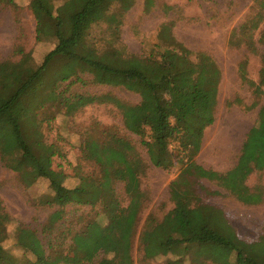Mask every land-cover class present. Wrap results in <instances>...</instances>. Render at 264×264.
I'll use <instances>...</instances> for the list:
<instances>
[{
  "label": "trees",
  "instance_id": "16d2710c",
  "mask_svg": "<svg viewBox=\"0 0 264 264\" xmlns=\"http://www.w3.org/2000/svg\"><path fill=\"white\" fill-rule=\"evenodd\" d=\"M113 4H117L122 13L132 6L133 0H33L30 6L36 19V38L51 34L57 40L55 48L35 68L26 66L29 54L18 63H0V144H5V148L13 147L2 151L5 164L19 173L27 186L38 178L46 179L53 193L45 201L47 204L63 208L71 204L94 206L99 203L107 219L104 226L92 221L72 234L70 250L74 258L71 260L62 252L47 254L33 231L19 228L17 247L34 256L33 261L25 260L23 264H133L131 242L145 201L139 182L143 164L129 141L115 135L109 140H87L85 159L98 167L99 174L78 176L79 184L68 189L63 186L66 175L50 168L55 152L52 146L42 142L38 123L35 136L24 130L27 122L24 115L30 117L34 109L58 99L61 96L57 93L58 84L70 79L62 67L55 81L49 83L44 99L35 101L47 67L56 58L63 63L75 61L90 71L98 69L104 74L106 84L139 96L140 101L135 105L115 99L113 102L121 111L125 130L140 137L153 166L166 170L174 165L169 149L172 142L178 143L186 158L184 163L179 159L184 167L170 184L173 209L154 226L149 221L140 234L143 257L152 259L171 253L194 262L197 254L206 253L207 258L217 247L233 252L234 264H264V238L253 243L240 240L222 210L203 204L197 195L198 189L191 187L205 179L215 182L241 203L252 205L264 201L260 185L253 189L246 185L251 174L264 172V104L245 135L232 169L218 173L196 165L192 159L201 148L204 130L215 120L221 81L219 68L205 52L195 54L177 42L168 25L162 26L158 34L166 46L154 49L147 56H121L116 49L100 53L87 46V30L104 19ZM261 59L258 84L249 82L256 96L264 91V54ZM105 100L111 101L110 96L105 95L104 99L102 96H75L71 102L68 99L62 102L65 112L70 113ZM13 151H17V155L11 161ZM117 182L123 183L128 199L126 206H122L116 196L114 184ZM8 221V215L1 212L0 264H20L21 259L2 247ZM126 224L128 233L124 234L121 226ZM99 251L105 257L95 261ZM180 261L174 262L179 264Z\"/></svg>",
  "mask_w": 264,
  "mask_h": 264
},
{
  "label": "rangeland",
  "instance_id": "374dc122",
  "mask_svg": "<svg viewBox=\"0 0 264 264\" xmlns=\"http://www.w3.org/2000/svg\"><path fill=\"white\" fill-rule=\"evenodd\" d=\"M32 1L0 0V63H18L29 54L26 66L35 68L55 48L57 40L51 34L45 33L39 40L36 38ZM263 3L264 0H133L132 6L122 13L118 5L113 4L104 19L89 27L85 43L100 53L116 49L121 56H147L154 49L166 46L158 34L162 26L168 25L177 42L195 54L205 52L209 55L221 72L218 102L215 120L204 130L201 148L192 161L204 169L225 173L235 166L245 135L256 122L259 107L264 104V91L256 96L254 86L249 83L258 84L262 66ZM62 67L70 79L58 84L57 93L61 96L31 111L30 117L21 112L18 115L27 118L24 130L28 135H36L38 123L42 142L52 146L55 152L50 168L66 175L63 186L76 187L81 175L98 176V167L85 159L87 140H109L112 135L123 138L131 143L143 164L139 182L145 201L131 242L133 264H177L176 260H181L179 264H234V253L217 247L207 258L206 253L197 254L194 262L171 253L152 259L143 257L140 234L149 221L154 226L173 209L170 184L180 175L186 158H183L178 143L172 142L169 145L174 159L172 167L164 170L150 163L140 137L125 130L121 111L113 102L118 100L135 105L140 101L139 96L122 87L106 84L104 74L98 69L90 71L75 61L63 63L54 59L39 87L40 96L37 93L34 97L36 102L44 99L49 83L55 81ZM105 95L110 96L111 101H96L70 113L65 112L62 102V99L71 102L75 96H102L104 99ZM12 149L0 144V213L9 217L2 247L21 259L20 264L25 260L33 261L34 256L18 248L16 243L17 230L25 228L36 234L47 254L62 252L68 255V260L73 259L72 234L92 221L106 225L101 204H71L63 208L47 204L45 201L53 193L46 179L38 178L27 186L20 174L5 164L2 151ZM16 155L17 151H13L9 159L13 161ZM263 177L264 172L253 174L248 178V185L259 186ZM197 183L191 187L198 189L200 201L222 210L240 240L253 243L264 238V204L241 203L215 182L201 179ZM114 189L121 205L126 206L128 199L123 183H115ZM121 227L127 234L128 225ZM104 257L99 251L95 261Z\"/></svg>",
  "mask_w": 264,
  "mask_h": 264
},
{
  "label": "crops",
  "instance_id": "0c3cea01",
  "mask_svg": "<svg viewBox=\"0 0 264 264\" xmlns=\"http://www.w3.org/2000/svg\"><path fill=\"white\" fill-rule=\"evenodd\" d=\"M253 174H255V173H253ZM253 174H251L250 176H252ZM250 176H249L248 178H250ZM246 185H247L250 189H253V188H254V185H253V186H252V185H248V179H247V181H246ZM260 186H261V188L264 190V177H263V181L261 182ZM263 198H264V193H263ZM262 204H264V201H261V202L259 203V205H262ZM252 205H256V204H252Z\"/></svg>",
  "mask_w": 264,
  "mask_h": 264
}]
</instances>
